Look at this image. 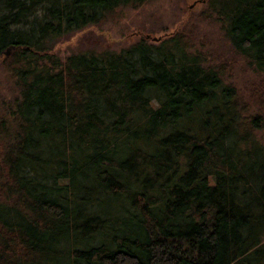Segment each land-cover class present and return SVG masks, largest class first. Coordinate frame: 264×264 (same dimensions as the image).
Returning <instances> with one entry per match:
<instances>
[{
	"label": "trees",
	"instance_id": "16d2710c",
	"mask_svg": "<svg viewBox=\"0 0 264 264\" xmlns=\"http://www.w3.org/2000/svg\"><path fill=\"white\" fill-rule=\"evenodd\" d=\"M144 1L0 0L20 93L0 118V264H264V114L243 119L222 66L182 27L51 49ZM207 3L263 71L264 0Z\"/></svg>",
	"mask_w": 264,
	"mask_h": 264
},
{
	"label": "rangeland",
	"instance_id": "374dc122",
	"mask_svg": "<svg viewBox=\"0 0 264 264\" xmlns=\"http://www.w3.org/2000/svg\"><path fill=\"white\" fill-rule=\"evenodd\" d=\"M121 9V13L113 18L107 16L99 22L62 31L51 43V49L61 57L70 52L114 50L139 34L148 32L147 36L155 40L152 35L168 34L182 27L191 39L192 50H197L205 63L222 66V80L235 86L243 119L257 111L264 114L261 103L264 70L256 69L233 48L220 19L208 9L207 0H145L135 6L124 5ZM2 55L0 53V118L9 117L20 94L15 76L3 66ZM255 134L264 140V127L255 128Z\"/></svg>",
	"mask_w": 264,
	"mask_h": 264
},
{
	"label": "water",
	"instance_id": "95a60500",
	"mask_svg": "<svg viewBox=\"0 0 264 264\" xmlns=\"http://www.w3.org/2000/svg\"><path fill=\"white\" fill-rule=\"evenodd\" d=\"M146 35H148V32L146 33ZM152 37H153V38H156V37H158V36H154V35H152ZM8 50H9V48H6V49L4 50V52H8Z\"/></svg>",
	"mask_w": 264,
	"mask_h": 264
}]
</instances>
